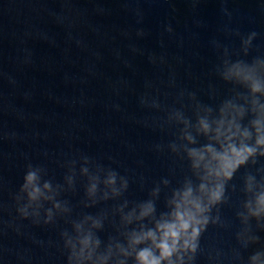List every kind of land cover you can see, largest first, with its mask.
Masks as SVG:
<instances>
[{
    "label": "water",
    "instance_id": "water-1",
    "mask_svg": "<svg viewBox=\"0 0 264 264\" xmlns=\"http://www.w3.org/2000/svg\"><path fill=\"white\" fill-rule=\"evenodd\" d=\"M252 32L245 55L241 41ZM255 58L264 60V0H0V264H66L61 233L71 234V222L85 215L103 223L101 250L110 239L123 243V232L138 225L121 220L118 209L127 205L126 214L157 187L156 214L166 212L173 190L199 182L179 139L183 125L169 116L179 111L194 124L203 108L217 115L222 102L245 93L222 79L223 61ZM196 139L192 147L207 143ZM84 158L91 175L102 181L115 171L116 187L123 178L127 189L104 200L101 183L89 199ZM28 165L61 187L57 199L71 208L68 216L49 225L18 217L14 197ZM257 169L264 158L229 182L219 206L224 226L209 224L195 264H247L264 249L255 221L260 243L243 248L236 239L243 177Z\"/></svg>",
    "mask_w": 264,
    "mask_h": 264
},
{
    "label": "clouds",
    "instance_id": "clouds-1",
    "mask_svg": "<svg viewBox=\"0 0 264 264\" xmlns=\"http://www.w3.org/2000/svg\"><path fill=\"white\" fill-rule=\"evenodd\" d=\"M172 31L171 26L166 29ZM142 35L143 33H138ZM252 32L241 41L242 50L247 55L248 48L256 38ZM227 56V50H225ZM221 77L226 82H233L245 89L237 93L235 102H222L217 115L213 116L210 107L203 108L195 123L176 111L169 116V121L183 125L179 139L187 146L183 152L190 162L192 174L199 181L193 184L186 179L183 185L172 191L166 201V212L156 214L155 198L159 187L151 192L152 199L141 202L124 213L121 220L137 227L123 232L124 242L110 239L101 250V239L96 233L103 228L101 220L85 215L79 221H72V233H61L63 247L67 252L66 264H195L200 238L209 224H224L219 215V206L227 203L225 195L229 182L236 172L249 164L255 165L259 158H264V60L255 58L251 64L244 61H223ZM154 107H159L154 103ZM247 117V124L243 123ZM204 137L207 143L192 147L197 137ZM172 152L179 151L175 143L169 145ZM89 161L83 159L80 175L88 178L85 194L89 199L97 196L100 184L105 191L102 199L108 200L121 195L127 189V181L120 179L117 188V173L108 171L101 181L98 175H91L87 167ZM264 169H257L256 175L246 172L243 177L245 200L242 210L237 212L241 230L236 239L243 248L260 243V237L254 234L252 221L256 229L264 231ZM44 169L28 165L19 192L15 195L16 213L21 220H31L34 224H53L58 216H68L71 208L67 202L57 197L62 190L53 186L50 180H43ZM167 186L169 181L163 180ZM66 184L73 185V177H66ZM235 190V186H233ZM111 194V195H110ZM154 197V199H153ZM97 201L92 200L91 205ZM50 205V207H45ZM213 209L217 214L213 215ZM147 221V223H145ZM237 258L240 253H236ZM247 264H264V249L253 252Z\"/></svg>",
    "mask_w": 264,
    "mask_h": 264
}]
</instances>
